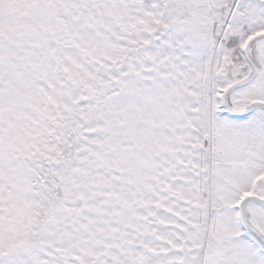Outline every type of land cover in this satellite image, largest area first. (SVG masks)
I'll list each match as a JSON object with an SVG mask.
<instances>
[{
	"label": "snow or ice",
	"instance_id": "obj_1",
	"mask_svg": "<svg viewBox=\"0 0 264 264\" xmlns=\"http://www.w3.org/2000/svg\"><path fill=\"white\" fill-rule=\"evenodd\" d=\"M0 264H264V0H0Z\"/></svg>",
	"mask_w": 264,
	"mask_h": 264
}]
</instances>
